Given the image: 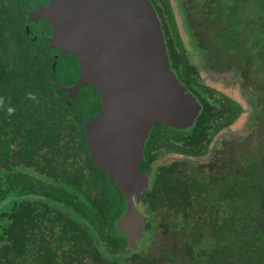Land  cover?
Segmentation results:
<instances>
[{
  "label": "trees",
  "instance_id": "16d2710c",
  "mask_svg": "<svg viewBox=\"0 0 264 264\" xmlns=\"http://www.w3.org/2000/svg\"><path fill=\"white\" fill-rule=\"evenodd\" d=\"M49 2L0 0V264H160V241L161 264H264V128L224 154L227 131L246 110L201 78L173 0L151 2L172 69L202 110L191 128H153L140 165L150 176L138 205L148 224L127 251L116 226L127 199L86 145L98 93L86 85L68 98L60 84L78 83L79 62L50 48L27 16ZM177 3L205 70L234 72L259 126L264 105L253 82L264 92V0ZM146 241L152 251L140 246Z\"/></svg>",
  "mask_w": 264,
  "mask_h": 264
},
{
  "label": "water",
  "instance_id": "95a60500",
  "mask_svg": "<svg viewBox=\"0 0 264 264\" xmlns=\"http://www.w3.org/2000/svg\"><path fill=\"white\" fill-rule=\"evenodd\" d=\"M27 16L31 22L46 19L52 29L44 37L49 47L77 58L78 83L68 88L60 84L68 98L75 100L86 85L98 93L101 110L84 123L86 145L96 167L127 199L126 212L116 226L126 236L130 252L148 224L138 205L150 188V176L140 165L151 132L157 125L191 128L202 106L172 69L151 0H50ZM211 76L231 82L235 74Z\"/></svg>",
  "mask_w": 264,
  "mask_h": 264
},
{
  "label": "rangeland",
  "instance_id": "374dc122",
  "mask_svg": "<svg viewBox=\"0 0 264 264\" xmlns=\"http://www.w3.org/2000/svg\"><path fill=\"white\" fill-rule=\"evenodd\" d=\"M178 0H173V4L175 7V13H176V17H177V21H178V25L180 28V32H181V36L183 39V42L187 48V51L190 55V57L193 58L194 62L197 64L198 66V70L200 72L201 78L205 81V83L225 94H227L228 96L238 100L244 107L246 110V113L240 118L238 119L235 124L230 128V130H228V139H226L225 141V151L224 154H226L229 150L228 149H232V148H236L237 146L240 145L239 142L245 143V141L251 137L250 135L253 133V135H257V132L260 133V130L262 128H264V121L261 122V124L259 126L253 125L251 123L252 118H253V104L251 103V100L249 99L248 93L244 92L242 90V86L235 80V77H233L232 81H228L225 79H214L210 76V73L205 70L204 68V63H203V58L200 54V52L198 51L196 45L192 42V38H191V34L188 31V25L186 24L185 21V16L183 14V12L181 11V8L178 6ZM260 79L259 81L257 79H254V85L258 90L255 89V92L257 93H253L254 96L259 97L258 98V104L259 105H264V92H260L261 86H260ZM221 135V134H220ZM247 135V137H246ZM222 136V135H221ZM246 137V138H244ZM244 138V139H243ZM261 141L264 140V138L259 137ZM255 140V139H254ZM258 141V138H257ZM264 142V141H263ZM256 143V142H255ZM228 148V149H227ZM155 239H157V242L160 241V237H156ZM160 244V249L158 251H155L158 254V260L159 263L161 264V259L163 258V254L161 253L164 247V242L161 243V241L159 242ZM141 247L145 246L147 249H149L150 251H152V247H150L149 245H147V241L143 244L140 245Z\"/></svg>",
  "mask_w": 264,
  "mask_h": 264
},
{
  "label": "flooded vegetation",
  "instance_id": "af4514ba",
  "mask_svg": "<svg viewBox=\"0 0 264 264\" xmlns=\"http://www.w3.org/2000/svg\"><path fill=\"white\" fill-rule=\"evenodd\" d=\"M40 5H42V4H39L38 6H37V8L40 6ZM36 8V9H37ZM35 9V10H36ZM34 11V10H33ZM34 24L36 25V27L38 28V30H39V34H42L43 35V37H45V36H50V30H52L51 29V27H50V25H49V23H48V21L46 20V19H43V18H40L39 19V21L38 22H34ZM38 36V35H37Z\"/></svg>",
  "mask_w": 264,
  "mask_h": 264
}]
</instances>
